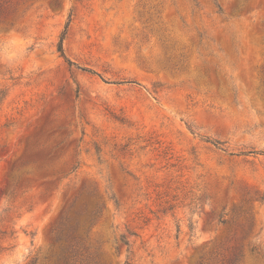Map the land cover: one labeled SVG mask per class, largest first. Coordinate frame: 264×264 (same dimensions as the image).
<instances>
[{
    "label": "rangeland",
    "instance_id": "obj_1",
    "mask_svg": "<svg viewBox=\"0 0 264 264\" xmlns=\"http://www.w3.org/2000/svg\"><path fill=\"white\" fill-rule=\"evenodd\" d=\"M263 78L264 0H0V264H264Z\"/></svg>",
    "mask_w": 264,
    "mask_h": 264
},
{
    "label": "trees",
    "instance_id": "obj_2",
    "mask_svg": "<svg viewBox=\"0 0 264 264\" xmlns=\"http://www.w3.org/2000/svg\"><path fill=\"white\" fill-rule=\"evenodd\" d=\"M65 33L61 38V41L59 43V50L63 54V39L65 37ZM262 83L264 86V78L262 79ZM83 212H81L80 216H84V219H78L75 223H71V220L68 219L66 221H61L60 225L58 226V230L56 232V237L59 239H64V247L63 251L61 253L60 257V264H74L72 262L73 259H75L76 256V249L77 244L75 241L77 238L80 237V231L85 225L90 221V219H94L97 217L98 211L92 210V211H85V214L83 215ZM244 258V253L240 250L239 253H235L233 257L230 259L229 264H242Z\"/></svg>",
    "mask_w": 264,
    "mask_h": 264
},
{
    "label": "water",
    "instance_id": "obj_3",
    "mask_svg": "<svg viewBox=\"0 0 264 264\" xmlns=\"http://www.w3.org/2000/svg\"><path fill=\"white\" fill-rule=\"evenodd\" d=\"M49 231V227L46 228L45 232H48Z\"/></svg>",
    "mask_w": 264,
    "mask_h": 264
}]
</instances>
